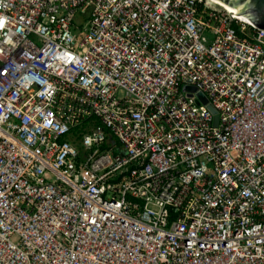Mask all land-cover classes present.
<instances>
[{
	"label": "built area",
	"instance_id": "built-area-1",
	"mask_svg": "<svg viewBox=\"0 0 264 264\" xmlns=\"http://www.w3.org/2000/svg\"><path fill=\"white\" fill-rule=\"evenodd\" d=\"M0 264H264V30L0 0Z\"/></svg>",
	"mask_w": 264,
	"mask_h": 264
},
{
	"label": "water",
	"instance_id": "water-1",
	"mask_svg": "<svg viewBox=\"0 0 264 264\" xmlns=\"http://www.w3.org/2000/svg\"><path fill=\"white\" fill-rule=\"evenodd\" d=\"M236 15L264 30V0H219ZM192 91V89H189ZM211 109V108H210ZM216 121V120H215Z\"/></svg>",
	"mask_w": 264,
	"mask_h": 264
},
{
	"label": "bare ground",
	"instance_id": "bare-ground-1",
	"mask_svg": "<svg viewBox=\"0 0 264 264\" xmlns=\"http://www.w3.org/2000/svg\"><path fill=\"white\" fill-rule=\"evenodd\" d=\"M208 1H209L210 3L216 5V6H219L220 8H223L225 11H227L228 13H230L231 15H233V16H234L235 18H237L238 20H240V21H242V22H245V23L249 22V21H247V20L242 19V18L239 17L238 15H236V14L234 13L233 10H231L230 8H228L227 6H225L221 1H219V0H208Z\"/></svg>",
	"mask_w": 264,
	"mask_h": 264
}]
</instances>
